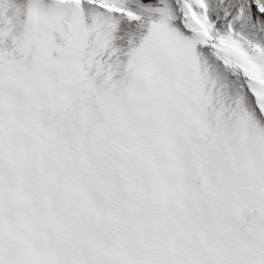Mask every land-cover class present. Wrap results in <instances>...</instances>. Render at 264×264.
<instances>
[{"label": "snow or ice", "instance_id": "6c2138e0", "mask_svg": "<svg viewBox=\"0 0 264 264\" xmlns=\"http://www.w3.org/2000/svg\"><path fill=\"white\" fill-rule=\"evenodd\" d=\"M0 264H264V0H0Z\"/></svg>", "mask_w": 264, "mask_h": 264}]
</instances>
